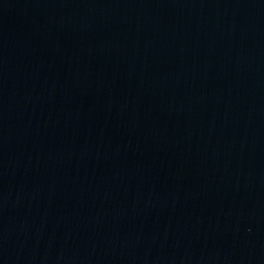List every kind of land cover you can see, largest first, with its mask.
I'll use <instances>...</instances> for the list:
<instances>
[{
	"label": "water",
	"instance_id": "water-1",
	"mask_svg": "<svg viewBox=\"0 0 264 264\" xmlns=\"http://www.w3.org/2000/svg\"><path fill=\"white\" fill-rule=\"evenodd\" d=\"M0 264H264V0H0Z\"/></svg>",
	"mask_w": 264,
	"mask_h": 264
}]
</instances>
